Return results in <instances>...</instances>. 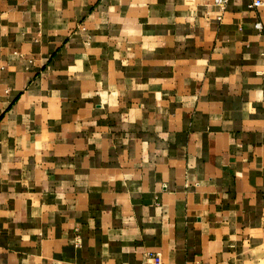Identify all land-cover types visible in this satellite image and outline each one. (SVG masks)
Listing matches in <instances>:
<instances>
[{
    "label": "crops",
    "instance_id": "0c3cea01",
    "mask_svg": "<svg viewBox=\"0 0 264 264\" xmlns=\"http://www.w3.org/2000/svg\"><path fill=\"white\" fill-rule=\"evenodd\" d=\"M252 1L0 0V264H264Z\"/></svg>",
    "mask_w": 264,
    "mask_h": 264
},
{
    "label": "built area",
    "instance_id": "2783aa9c",
    "mask_svg": "<svg viewBox=\"0 0 264 264\" xmlns=\"http://www.w3.org/2000/svg\"><path fill=\"white\" fill-rule=\"evenodd\" d=\"M229 0H215V4L221 9V10H225V8L227 7ZM262 5L260 0H253L251 7L252 8H258ZM258 28L262 29V24H258L257 25ZM146 261L144 264H165L163 261V258L161 256V254L157 253V252H148L146 255Z\"/></svg>",
    "mask_w": 264,
    "mask_h": 264
}]
</instances>
